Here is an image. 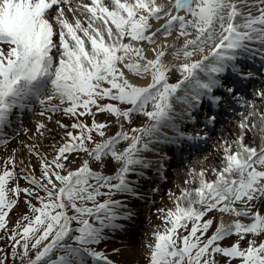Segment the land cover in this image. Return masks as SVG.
<instances>
[{"label":"snow or ice","instance_id":"1","mask_svg":"<svg viewBox=\"0 0 264 264\" xmlns=\"http://www.w3.org/2000/svg\"><path fill=\"white\" fill-rule=\"evenodd\" d=\"M257 56L258 70L245 66ZM256 77L264 81V0H0V144L37 106L48 121H70L55 120L63 133L48 151L26 144L27 160L15 149L0 160V264H120L100 245L124 229V201L140 198V179L155 170L144 153L163 157L157 145L208 137L182 123L206 128L232 104L247 108L238 134L221 139L216 165L188 169L184 186L168 191L171 206L153 209L160 223L145 235L144 264H264ZM245 82L259 105L241 93ZM35 128L48 130L44 120ZM254 130L259 142H245ZM21 199L27 210L9 224Z\"/></svg>","mask_w":264,"mask_h":264},{"label":"rangeland","instance_id":"2","mask_svg":"<svg viewBox=\"0 0 264 264\" xmlns=\"http://www.w3.org/2000/svg\"><path fill=\"white\" fill-rule=\"evenodd\" d=\"M175 79V78H173ZM40 111V109H39ZM38 108L32 114V117L27 121L28 123L24 124L21 133L12 134L10 139L7 140L6 144H0V160H2L5 156L12 154V150L15 149V154L17 158L19 157L18 151L19 148L23 149V158L25 160L28 159V153L24 145L32 144L36 145L37 147L41 148L43 151H48L50 146L52 145L53 141L59 142L62 137V129L57 126L55 123L56 119L62 120L64 123H69V118L61 116L60 114H56L52 121H48L44 117L39 115ZM97 120H106L112 119V117L108 113H98L96 116ZM37 120H44L47 131L44 132L43 136L37 133L35 128V123ZM135 123V120H134ZM24 128H28L29 132L25 133L23 131ZM117 130V126L115 123L108 127V133L112 134ZM5 133L10 134L8 128H5ZM62 132V133H61ZM24 133V134H23ZM99 138V137H97ZM215 143V142H214ZM211 146H214L211 142ZM208 150V149H207ZM19 159V158H18ZM33 168L37 167V158L35 156L31 157ZM79 163V160L76 161V164ZM75 164V165H76ZM92 167L96 168L97 165L95 162L92 163ZM109 171L112 170V167L108 169ZM186 169L183 170V173ZM38 174V169H37ZM178 174L173 175L172 178L166 185L163 187H171L173 185V181L177 179ZM175 178V179H173ZM20 184H24L25 181L22 179L19 181ZM155 183H151L146 179H141L139 181L138 191L141 194L140 198H134L132 196H128L127 199L124 201L127 206L128 210L131 211L132 215L130 218L120 221L124 224V229L120 230L117 233H113L111 238L104 241L100 247H104L106 253H108L113 259L118 260L120 264H144V248H143V241L145 239L146 233L150 230V224L152 218H154L155 212L153 209L165 207L163 205V197L160 199V195L158 192L150 191V188L155 187ZM178 184V183H177ZM141 186V187H140ZM153 186V187H152ZM159 189V187H157ZM167 191L164 190L163 195L166 194ZM118 198V197H114ZM160 200H159V199ZM102 199V197H101ZM158 200V202L153 203L154 200ZM35 203V201H33ZM151 209V210H150ZM26 205L21 199L17 205H15L10 211L7 217L9 224H12L23 212H25ZM211 214V213H210ZM153 215V217H151ZM215 215H219L218 213ZM215 224V222H214ZM213 224V227H214ZM232 237L226 238L222 243H228ZM3 232H0V244H4ZM139 246L138 252L135 253L132 250L134 247ZM118 248L120 251L118 254L111 253L110 249ZM141 248L143 250L141 251Z\"/></svg>","mask_w":264,"mask_h":264},{"label":"bare ground","instance_id":"3","mask_svg":"<svg viewBox=\"0 0 264 264\" xmlns=\"http://www.w3.org/2000/svg\"><path fill=\"white\" fill-rule=\"evenodd\" d=\"M66 15H68V13H66ZM161 39H164V38L162 37ZM167 39L169 41H171L172 37H168ZM166 59H168V57H166ZM173 78H177V74L173 73V76L171 77V79H173ZM139 82L140 83H143L144 81H139ZM261 85H264V83L263 84H260L259 86H261ZM256 100H257V103L259 105V100L258 99H256ZM246 111H247V108H244L242 111H240L238 113H236L234 111L232 114H229L226 117V119L223 121L224 123L222 122V123H220V125L216 126L213 136H211V138L209 139V141L213 139L214 146H211L210 142L208 141L205 144V146H208L210 149L208 151H205L204 155H202L200 158H198L196 156H194L193 158L191 157L192 160H190V162L188 160V162L185 163V168L184 169H186V171L184 173L180 171L178 173V175H177L178 176L177 179L173 178L175 180L173 181V185L171 187H165V186L162 187L163 185H166L167 183L171 182L168 179L169 177L166 178V176L163 175V176H160L159 178H156L155 179L156 183L159 184L158 193L160 195V199L163 197L162 198L163 199V202H164L163 205H165V207L171 206V203H172L168 199V191L171 189L173 191L178 192L179 191V188L182 187V186H184V181H185V179L188 176V169L190 167L199 168L201 166L216 165L217 164V161L220 158L219 152L217 151V148H218V145H219L221 139H232V137H233L234 134H238V131L239 130H238L237 122H238V120L241 117V112H246ZM44 118L46 119V117H44ZM144 119L145 118L142 117V116L141 117H138L135 120V123L139 124ZM44 123H45V121H44ZM253 138L257 142H259V133L257 131H255V130L252 133H249V134H247L245 136V142H248L249 140H251ZM23 152H24L23 149L22 148H19V151H18L19 157L18 158L23 157L22 156L23 155ZM214 157H215V159H214ZM75 166H76L75 164H72L71 165V167H75ZM109 168H111V167H109ZM109 168L104 169V171L105 172H109V170H108ZM164 190L167 191V192H166V194L163 195ZM155 202H158V200L156 199ZM151 217H153V215ZM224 219H225V221H229V220L232 219V217L231 216H225ZM158 223H160V221L157 219L156 213H155L154 218H152L151 221L149 222L150 229H151V227H152L153 224H158ZM233 238L234 237H232V239ZM138 248H139V246H136V247H134V249L132 251L135 252V253H137L139 251ZM142 250H143V248H141V251Z\"/></svg>","mask_w":264,"mask_h":264}]
</instances>
